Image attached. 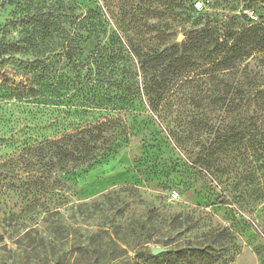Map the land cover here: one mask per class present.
I'll list each match as a JSON object with an SVG mask.
<instances>
[{
  "label": "rangeland",
  "instance_id": "rangeland-1",
  "mask_svg": "<svg viewBox=\"0 0 264 264\" xmlns=\"http://www.w3.org/2000/svg\"><path fill=\"white\" fill-rule=\"evenodd\" d=\"M229 1L7 0L0 21L12 22L10 36L19 35V19L43 8L70 35L75 12L86 14L103 38L83 44L78 67L54 47L51 70L37 78L2 68L0 264H181L180 252L197 248L219 259L212 264H264V149L241 139L245 108L235 93L242 76L264 87V52L222 70L208 56L212 44L192 38L205 12L264 16V0ZM100 40L103 61L113 62L94 85ZM99 120L113 123L97 164L50 172L26 165L25 143ZM253 123L264 132V118ZM41 174L45 189L28 190V176Z\"/></svg>",
  "mask_w": 264,
  "mask_h": 264
},
{
  "label": "trees",
  "instance_id": "trees-1",
  "mask_svg": "<svg viewBox=\"0 0 264 264\" xmlns=\"http://www.w3.org/2000/svg\"><path fill=\"white\" fill-rule=\"evenodd\" d=\"M226 1L230 3L229 0ZM245 4L247 9L249 5ZM6 5L7 0H0V11ZM237 10V6H232V12ZM253 12H256V10H253ZM24 18L19 19L18 24L14 23L20 26L17 37L10 36L9 27L12 22L8 21V17L0 21V75L4 65L10 63L15 66V69L21 70L23 73L30 75V77L37 78L40 73L51 70L50 62L52 61L46 56L54 47L62 48V55L65 56L67 62L73 63L74 67H78L82 65L80 63L77 64L76 60L83 52V44L90 39L103 38L101 35L103 34L102 30L98 25L96 26V24L92 23L86 14L75 12L73 20L78 27V31L72 35L68 31L59 30L60 20L51 10L47 11L40 8L29 15L27 21ZM203 20V27L192 38L195 40L200 37L203 42L212 44V48L207 49L208 56L219 58L218 62L222 70L237 69L239 64L241 65L245 59L252 57L255 52H264L263 15L255 14V16H251L245 13L244 9H241L227 20L219 18L218 15L213 16L205 12ZM82 26L86 27V35H83L81 31ZM101 44L102 40L99 41L97 54L93 58L97 77L94 80V85L101 83L100 77H103L107 63L110 60L113 62L111 57L107 61H103L102 57L105 58L108 46ZM118 50L122 49L119 47ZM20 54H32L35 59L27 62L20 61V63L16 64L14 59L16 55ZM89 74L90 72L86 75L83 73L80 76L79 83L81 88L86 86L87 82L85 79H88ZM259 87L257 81L253 78L242 76L236 85L235 93L239 95V105L245 108L243 117L245 121L243 122L244 130L241 131V139L249 142L255 149H264L262 148L264 147V132L261 130V126L256 125V129L251 127L255 120L264 118V87ZM111 123H113V120H99L96 123L85 124L79 130L69 134H62L57 138L43 139L35 144L25 143L26 147L23 149L22 154L29 155L30 158L27 156L24 161L29 167L37 166L40 163L41 167H45L46 172L54 169L65 170L70 162L97 164L100 160L99 157H101V151H106V148L110 147H105V145L108 144L106 132L110 130L108 126ZM103 155H106V153L104 152ZM32 171L34 169L28 172ZM41 171L39 169V172ZM34 172L39 173L37 171ZM34 176H28L30 178L28 190L31 188L33 190L35 187L40 190L45 189L43 188L45 186L43 174L36 176V178ZM56 181H58V178L52 184L54 189L59 188L54 186ZM191 250L192 253L190 255L181 251L180 256H177L181 264H196L195 262L198 259L204 264H212L219 260L209 254L207 250L201 248ZM146 253L148 252L142 251L137 257L145 259ZM166 254L167 252L160 255Z\"/></svg>",
  "mask_w": 264,
  "mask_h": 264
},
{
  "label": "water",
  "instance_id": "water-1",
  "mask_svg": "<svg viewBox=\"0 0 264 264\" xmlns=\"http://www.w3.org/2000/svg\"><path fill=\"white\" fill-rule=\"evenodd\" d=\"M164 250H165V248L164 247H160V246H153V247H151V251L154 254L162 253V252H164Z\"/></svg>",
  "mask_w": 264,
  "mask_h": 264
}]
</instances>
